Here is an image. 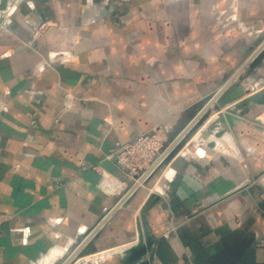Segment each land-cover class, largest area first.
<instances>
[{
    "label": "crops",
    "instance_id": "0c3cea01",
    "mask_svg": "<svg viewBox=\"0 0 264 264\" xmlns=\"http://www.w3.org/2000/svg\"><path fill=\"white\" fill-rule=\"evenodd\" d=\"M239 76L231 106L264 91V0H0V264H126L140 234L149 264H264V96L133 194L111 158Z\"/></svg>",
    "mask_w": 264,
    "mask_h": 264
},
{
    "label": "water",
    "instance_id": "95a60500",
    "mask_svg": "<svg viewBox=\"0 0 264 264\" xmlns=\"http://www.w3.org/2000/svg\"><path fill=\"white\" fill-rule=\"evenodd\" d=\"M247 78L248 77H236L229 85L226 86V88H224L219 94L213 97L206 104L195 121L177 140V142H180L185 137H188L190 133H196L201 126L203 127L204 119L205 117L209 116V112L212 108H215L217 115L212 118L213 120L209 119L211 123L209 124L206 133L213 134L215 132L216 135H221V129H224L225 127L234 129L238 117L244 116V113L246 112L248 113L252 105L261 104L263 102L262 98L264 96V91H261L247 98L242 103L231 106L234 102L243 98L250 92H245V90H243L238 96L232 95L235 90L242 88V83L246 81ZM236 79L238 80V82L234 83ZM222 109L226 110L223 112ZM207 146L213 149L216 147V144L215 142L211 141L207 144ZM160 200L161 198L158 195H152L148 204L144 208V212L147 210L149 205L158 203ZM153 245L154 240L151 236H148L146 239H144L143 235L140 234L137 244L125 251L126 259L124 262L126 264H149L148 260H146V257L151 253Z\"/></svg>",
    "mask_w": 264,
    "mask_h": 264
},
{
    "label": "built area",
    "instance_id": "2783aa9c",
    "mask_svg": "<svg viewBox=\"0 0 264 264\" xmlns=\"http://www.w3.org/2000/svg\"><path fill=\"white\" fill-rule=\"evenodd\" d=\"M177 140H169L165 129L157 126L130 143L116 144V150L111 158L131 180L129 187L131 194L146 185L147 181L165 164L177 147L179 143Z\"/></svg>",
    "mask_w": 264,
    "mask_h": 264
},
{
    "label": "rangeland",
    "instance_id": "374dc122",
    "mask_svg": "<svg viewBox=\"0 0 264 264\" xmlns=\"http://www.w3.org/2000/svg\"><path fill=\"white\" fill-rule=\"evenodd\" d=\"M213 113H216L215 108H212L211 111L209 112V116L205 117L204 122H203L204 126L203 127L201 126L196 133H190L188 135V137H185L184 139H182L178 143L175 150L171 153L170 157L165 162V164L163 166H161L157 170V172L149 180H151L152 178H154L157 175L164 174L166 168L169 167L173 162H175L176 159L180 155H183L185 152H187L188 149L190 148V146H192L193 144H203L209 138H211V140L209 142H211V141H213V142L220 141L221 142L223 140H229V141H235L236 140L235 136L233 135L234 130L229 128V127H225L224 129H221V131H222L221 135H216L215 132L213 134L206 133V130H207L209 124L211 123V121H209V119L213 120L211 118Z\"/></svg>",
    "mask_w": 264,
    "mask_h": 264
}]
</instances>
